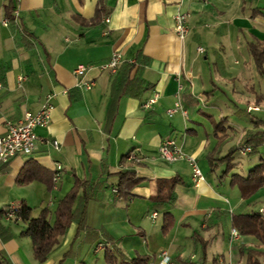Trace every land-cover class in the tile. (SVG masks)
Wrapping results in <instances>:
<instances>
[{
    "label": "crops",
    "instance_id": "0c3cea01",
    "mask_svg": "<svg viewBox=\"0 0 264 264\" xmlns=\"http://www.w3.org/2000/svg\"><path fill=\"white\" fill-rule=\"evenodd\" d=\"M252 1L261 5L242 0L241 12L231 15L227 28L220 25L225 14L219 12L215 34L233 30L237 40L215 44L211 54L201 42L204 28L211 27L203 23L213 15L209 0H0V21L13 8L18 13L15 23L0 27V137L7 121L38 113L54 95L49 125L36 129L33 155L0 167L2 264H119L138 257L160 264L163 252L173 264H247L249 250L264 253L255 237H231L235 215L264 207V187L244 200L220 162L232 149L222 156L233 134L239 135L237 145L252 146L248 141L264 131L257 128L263 121L252 117L256 111H247L262 104L264 95L248 84L247 69H236L238 60H230L254 39L264 41V0ZM178 13L190 14L185 40L175 31ZM114 54L124 59L118 72L101 71ZM80 65L87 70L78 77ZM19 77H24L21 84ZM156 95L157 103L144 109ZM253 95L257 102L248 98L239 104ZM229 102L234 109L226 112ZM176 105L180 108L170 117ZM228 114L247 120V128L225 124ZM168 139L197 159L204 181L196 185L186 160L160 159L158 150ZM136 150L141 162L127 158L125 165L140 181L122 199L114 193L118 173L123 158ZM58 165L63 171L54 187ZM78 183L91 190L86 228L72 223L48 258L37 262L32 239L24 234L28 224L6 219L3 209L25 205L38 217L48 208L54 223L58 204ZM79 207L76 202L74 208ZM259 260L264 264V256Z\"/></svg>",
    "mask_w": 264,
    "mask_h": 264
},
{
    "label": "trees",
    "instance_id": "16d2710c",
    "mask_svg": "<svg viewBox=\"0 0 264 264\" xmlns=\"http://www.w3.org/2000/svg\"><path fill=\"white\" fill-rule=\"evenodd\" d=\"M14 12L13 8L8 14L7 19L10 20V23H15L16 21L13 16ZM248 51L254 61L257 72L264 78V41L254 39L248 44ZM133 68L134 65L129 66V69ZM248 143L252 144V153H254L256 147L264 144V131H259L257 140H250ZM240 146L231 149L230 153L220 160L221 163L226 164V176L234 169L232 165L233 156L237 151L240 152ZM126 159L127 157L123 158L122 164L124 168L118 173L119 183L117 185V192L122 199H127L130 196L131 190L140 181L137 179L132 167L125 165ZM231 185L238 187L244 200L252 198L264 187V161H261L246 176L234 175L231 178ZM81 189L83 190V194L80 197L79 191ZM91 198V190L88 189L87 184L78 183L74 190L58 204L53 213L55 217L54 223L51 222L52 211L48 208L42 209L38 217H33V210L25 205L18 209L17 220H22L28 224L24 234L32 239L34 258L37 262L42 263L48 258L51 252L58 246L60 239L67 233L72 223L77 222L80 230L86 228L87 204ZM158 199L159 193L154 200L157 201ZM76 202L80 205L77 209L74 208ZM232 226L233 230H236L239 235L255 237L264 245V219L259 213L235 215L232 218ZM261 256H264V253L249 250L247 264H263L259 260ZM0 264H2L1 261ZM119 264H148V259L138 257L129 262H121Z\"/></svg>",
    "mask_w": 264,
    "mask_h": 264
},
{
    "label": "built area",
    "instance_id": "2783aa9c",
    "mask_svg": "<svg viewBox=\"0 0 264 264\" xmlns=\"http://www.w3.org/2000/svg\"><path fill=\"white\" fill-rule=\"evenodd\" d=\"M13 16L15 19L18 17V13L14 12ZM190 14L189 13H178L175 17V31L177 36L181 40H185L189 35V22ZM16 22V21H15ZM109 22V20H106ZM10 20L3 19L0 21V27H9ZM198 52L200 54L205 53V49L199 47ZM124 63L123 56L121 54H114L110 60L100 66V70L107 72L109 74H116L120 68V66ZM87 67L80 65L75 70L76 76H84L86 73ZM24 81V77H19V84ZM87 89H91L93 87L92 83H84ZM4 85L0 82V92L3 91ZM159 96L156 95L148 102H146L143 107L146 110H150L153 105H155L158 101ZM54 99V95H48L46 97L45 102L42 104V107L38 113H30L27 112L24 118L18 122L7 121L6 122V133L0 137V167L2 165L10 163L16 157H25L29 158L33 155L36 150L37 144L39 142V138L36 134L37 128H45L49 125L51 121V113L53 110L52 100ZM179 105H176L174 109L168 111V115L172 117L177 110L179 109ZM248 113L260 111L259 107H248ZM55 148H59V143L57 141L53 142ZM240 153L242 154H250L253 152V148L250 145L240 146ZM140 151L136 150L133 153H130L127 157L130 161L135 163H140L141 159L138 157V153ZM158 154L160 159L165 163H176L181 160H186L191 167L192 170V178L196 185L204 181L203 173L199 167L198 161L196 158L187 156L182 146L179 145L174 139L166 140L159 148ZM63 167L58 165L54 170V187L61 180ZM114 193L118 194L117 189L114 190ZM18 207L15 205L7 206L3 209L2 213L8 220L18 219L17 211ZM258 213L263 217L264 216V207L260 208ZM153 219L157 217V214H153ZM231 237L236 239L239 237V233L236 230H233L231 233ZM158 258L160 259V264H173L171 257L163 252Z\"/></svg>",
    "mask_w": 264,
    "mask_h": 264
},
{
    "label": "rangeland",
    "instance_id": "374dc122",
    "mask_svg": "<svg viewBox=\"0 0 264 264\" xmlns=\"http://www.w3.org/2000/svg\"><path fill=\"white\" fill-rule=\"evenodd\" d=\"M240 1V3H239ZM242 0H209V9L210 12H213L212 17H207L205 18L206 20L203 21L204 24H209V28H204L205 32H204V36L203 38H201V42L204 46H206L209 51L212 54V47L215 44H219L220 42L222 43H229L231 41H236V35L235 32L232 30L229 33L224 35H217L216 30L214 31V26L215 23L217 21L220 20V13L219 12H223V14H225L222 17V20L219 22L221 23L220 25L224 27H229L228 25H230L232 23L231 15L233 13H239L240 11V6H241ZM247 5L248 6H253V7H257L260 6L261 3L260 2H255L252 0H247ZM216 12V13H215ZM254 11H249L248 13H253ZM215 13V14H214ZM210 14V13H209ZM218 24V23H217ZM223 24V25H222ZM240 37L242 39V41H244V35L240 34ZM245 38L249 39V33L246 31L245 33ZM240 55L239 54H235V55H231L230 56V60L231 63L234 64L235 60H238L239 65H235L236 69L238 68H245L247 69V79H248V84L250 83V86H253L255 91L260 94V95H264V78L259 75V73L256 70V67L254 65V61L249 53L248 50H241L240 51ZM210 54V55H211ZM248 98H250V101L252 103H255V101L257 102L258 100H256V97L252 96H248L246 98H243L241 101H238L239 104H244L245 103V99L247 100ZM263 98V97H262ZM264 99V98H263ZM235 100V99H234ZM264 101V100H263ZM235 102H237V99L235 100ZM228 108L226 107V112L228 111L227 109H234V107L232 106V104L229 102ZM249 107H259L260 111L256 112V113H252V117H258L260 118L263 123H264V102H262V104L260 103L259 106H254L251 105ZM239 116L238 115H227V119H225V124L226 121H228L229 123H237L238 125L241 126V128H247L246 126H248V122L247 120H236ZM248 117V116H247ZM240 118V117H239ZM248 119V118H247ZM222 121H218L217 124L219 125V123ZM256 125L254 124V127ZM257 128L263 130L264 129V124L261 126H258ZM238 133H240L239 130H237ZM234 138L230 139L228 141V143H226V145H223V149L224 152L222 153V156H226L228 154V150L229 148H237L239 145H237L238 141H239V135H235L233 134ZM242 146V145H241ZM251 146V145H250ZM253 148V146H252ZM260 160H264V145L256 147L255 148V152L252 154H242L240 152L237 151V153L234 154L233 156V167L234 169L231 171L230 174H228L229 178H233L234 175H241V176H246L247 174H249V171L253 170V168H255V165L257 162H260ZM226 165V164H225ZM260 205V204H259ZM260 209V208H259ZM258 209V211H259ZM39 209H35L34 210V215H37ZM264 218V216H263ZM257 242V240H255ZM248 246V244H244V248H246ZM102 255H104V251L102 252Z\"/></svg>",
    "mask_w": 264,
    "mask_h": 264
}]
</instances>
